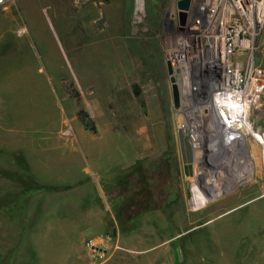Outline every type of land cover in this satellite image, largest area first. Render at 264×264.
<instances>
[{
	"label": "rangeland",
	"instance_id": "374dc122",
	"mask_svg": "<svg viewBox=\"0 0 264 264\" xmlns=\"http://www.w3.org/2000/svg\"><path fill=\"white\" fill-rule=\"evenodd\" d=\"M146 2L132 0L129 11L126 0L0 7V38L28 32L43 56L42 77L15 72L20 88L3 95L4 110L18 105L16 119L41 125L44 98L33 84L46 76L58 101L49 117L58 129L0 154V264H264L257 149L226 195L208 200L194 187L207 202L192 205L193 185L169 139L176 119L162 63V25L174 5L159 3L151 23ZM257 45L264 67V29Z\"/></svg>",
	"mask_w": 264,
	"mask_h": 264
},
{
	"label": "built area",
	"instance_id": "2783aa9c",
	"mask_svg": "<svg viewBox=\"0 0 264 264\" xmlns=\"http://www.w3.org/2000/svg\"><path fill=\"white\" fill-rule=\"evenodd\" d=\"M263 29L264 0H190L162 25V63L178 91L176 109L170 100L175 132L193 157L187 178L209 200L226 195L236 170L248 168L242 153L253 166L257 149L264 179V67L255 59Z\"/></svg>",
	"mask_w": 264,
	"mask_h": 264
},
{
	"label": "crops",
	"instance_id": "0c3cea01",
	"mask_svg": "<svg viewBox=\"0 0 264 264\" xmlns=\"http://www.w3.org/2000/svg\"><path fill=\"white\" fill-rule=\"evenodd\" d=\"M11 38H0V72H3V76L0 75V154H9L20 151L19 148L14 147V141H24L25 143H31L28 139L29 136H38L44 141L43 136L51 134L49 131V125L53 126V129H58V123L55 121L53 125L50 123L49 117L53 114L57 116L58 101L55 99L54 88L50 84V76L43 77L42 80L34 81V87L36 88L37 94L44 98L43 103L45 104V118L44 122L39 124H30L29 120L25 117L16 119L14 114L15 108L10 112H6L3 108V95L5 93H16L13 89H18L19 84L17 83L16 73H22L23 76L27 75L26 72H33L36 75L41 76L42 69V58L43 56L37 52L34 45L31 43L28 32H18L10 35ZM55 38L59 41L60 38L55 34ZM57 41V43H59ZM60 56V55H59ZM6 63V65H5ZM60 63V60H59ZM61 65V63H60ZM58 66L56 69L53 66V72L60 73L62 68ZM52 69V68H51ZM42 77V76H41ZM22 82V81H21ZM21 84V83H20ZM20 88V87H19ZM44 90V94H42ZM35 92V90H34ZM35 92V94H36ZM36 94V95H37ZM33 97V96H32ZM29 98L25 97L20 100L21 106L27 105ZM33 102V100L31 99ZM54 119V118H53ZM56 119V117H55ZM8 141H11L8 143ZM17 142V143H18ZM43 143L41 144V146ZM40 145L28 146L29 151H43Z\"/></svg>",
	"mask_w": 264,
	"mask_h": 264
},
{
	"label": "water",
	"instance_id": "95a60500",
	"mask_svg": "<svg viewBox=\"0 0 264 264\" xmlns=\"http://www.w3.org/2000/svg\"><path fill=\"white\" fill-rule=\"evenodd\" d=\"M190 0H176L175 8L181 14V11L187 10L189 8ZM166 76H170L168 81L170 83V93L172 99L173 108L176 109L178 107V91L177 87L175 86V79L172 76V70L169 65L165 69ZM178 142H179V150L182 162V170L185 177L192 176V152L190 149V145L186 138L182 136L181 133H178Z\"/></svg>",
	"mask_w": 264,
	"mask_h": 264
},
{
	"label": "trees",
	"instance_id": "16d2710c",
	"mask_svg": "<svg viewBox=\"0 0 264 264\" xmlns=\"http://www.w3.org/2000/svg\"><path fill=\"white\" fill-rule=\"evenodd\" d=\"M163 3L165 2V0H147L146 2V6H147V11H148V15H149V20L150 22L152 23V21L155 20L156 16L160 13V8H161V5H159V3ZM132 5V0H126V6H127V10L129 11V8L131 7ZM135 43L131 42V45H133ZM137 44V43H136ZM154 65L150 66L149 67V71L152 72V73H155L154 72ZM163 71V69H162Z\"/></svg>",
	"mask_w": 264,
	"mask_h": 264
},
{
	"label": "flooded vegetation",
	"instance_id": "af4514ba",
	"mask_svg": "<svg viewBox=\"0 0 264 264\" xmlns=\"http://www.w3.org/2000/svg\"><path fill=\"white\" fill-rule=\"evenodd\" d=\"M169 2H170V4H173L174 5V7H175V2H176V0H169ZM139 46H138V43L136 44H133V48L134 49H137ZM164 71H165V68H164ZM165 76H166V74H165ZM166 80H167V76H166ZM167 86H168V89H169V95H170V100H171V93H170V87H169V83H168V81H167ZM136 93V96H138V94H139V92H135ZM169 107H170V110H172V108H171V106H170V104H169ZM166 113H168L167 114V118H166V120H167V122H168V124H170V118H171V115H170V111L166 108ZM171 125V124H170ZM171 130V129H170ZM172 131V130H171ZM174 134V135H173ZM170 142H171V144H172V147L175 149V150H177V149H179V142H178V134H176V132L174 131V133H172V132H170ZM179 152H180V150H179ZM181 157V156H180ZM164 167V169L166 168V166L164 165L163 166ZM165 172H166V170H165Z\"/></svg>",
	"mask_w": 264,
	"mask_h": 264
},
{
	"label": "bare ground",
	"instance_id": "6f19581e",
	"mask_svg": "<svg viewBox=\"0 0 264 264\" xmlns=\"http://www.w3.org/2000/svg\"><path fill=\"white\" fill-rule=\"evenodd\" d=\"M241 157L243 158V160L245 159V161H246V164H248V168H249V170H250V166H251V164H250V162H249V160L246 158V156H245V154L244 153H242V155H241ZM234 171V170H233ZM232 172V171H231ZM233 173V172H232ZM237 177H238V179L240 180V182L242 181V177H239L240 175L239 174H237L236 175ZM196 188V186H193V188ZM194 188V193H195V196H194V198L192 199V205H193V207H200V206H202V205H205V203L207 202V199L206 198H204V197H202L201 195H200V193L199 192H197V190ZM212 190H214V189H212ZM192 193H193V191H192ZM213 193V198H215L216 197V195L214 194V192H212ZM209 200V199H208Z\"/></svg>",
	"mask_w": 264,
	"mask_h": 264
}]
</instances>
